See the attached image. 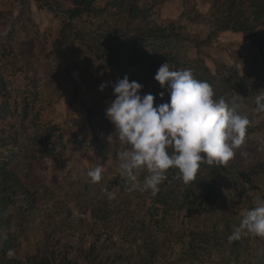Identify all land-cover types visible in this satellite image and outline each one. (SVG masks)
Masks as SVG:
<instances>
[{
    "label": "rangeland",
    "instance_id": "374dc122",
    "mask_svg": "<svg viewBox=\"0 0 264 264\" xmlns=\"http://www.w3.org/2000/svg\"><path fill=\"white\" fill-rule=\"evenodd\" d=\"M129 1L147 5L159 23L177 19L183 39L172 40L164 52L181 62L180 70L191 69L207 81L217 100L248 116L251 129L233 160L260 169L253 179L257 188L240 183L233 172L219 178L212 195L204 191L207 199L196 197L190 204L174 184L159 190L171 198L166 205L150 190L129 191L117 156L127 146L105 115L112 87H99L126 72L98 59L75 36L56 57L52 44L62 26L59 14L34 0L23 12L18 2L0 0V35L17 29L0 41V169L17 187L15 193L0 188L8 221V228L0 224L7 234L0 264H96L105 256L112 264H142L141 254L151 264H264V237L228 240L256 198H264V112L256 111V97L264 95V58L240 31L206 38L208 25L200 19L209 15L211 0ZM68 6L62 1V8ZM8 9L12 26L4 21ZM195 12L197 21L185 19ZM93 20L103 27L126 22L115 13ZM143 81L148 90L159 86L153 76ZM85 105L96 108L95 133L106 139L113 133L106 151L90 142ZM97 165L103 167L102 179L93 184L87 172ZM140 173L142 186L147 172ZM104 189L116 198L109 200Z\"/></svg>",
    "mask_w": 264,
    "mask_h": 264
},
{
    "label": "clouds",
    "instance_id": "9594fccd",
    "mask_svg": "<svg viewBox=\"0 0 264 264\" xmlns=\"http://www.w3.org/2000/svg\"><path fill=\"white\" fill-rule=\"evenodd\" d=\"M153 78L161 89L156 94L143 92L144 86L127 74L99 87L101 91L109 84L112 87L105 115L118 141L127 146L117 153L120 177L131 185L130 190H150L155 196L170 169L178 170L177 179L188 184L196 178L201 164L230 161L244 142L250 120L232 110L223 98L214 99L212 86L195 78L191 69H172L165 62ZM256 105L257 112H264V95H257ZM112 134L107 137L110 142ZM141 170L147 175L139 186ZM102 173L103 167L97 165L87 176L95 184L101 181ZM104 192L109 200L116 198L115 192ZM242 234L264 237V198L257 197L243 214L229 242Z\"/></svg>",
    "mask_w": 264,
    "mask_h": 264
},
{
    "label": "trees",
    "instance_id": "16d2710c",
    "mask_svg": "<svg viewBox=\"0 0 264 264\" xmlns=\"http://www.w3.org/2000/svg\"><path fill=\"white\" fill-rule=\"evenodd\" d=\"M39 7H46L53 12L58 13L62 19V26L58 30L59 36L53 42V51L56 57L60 58L64 43L69 37L75 36L83 46L98 59L108 65L119 66L129 76L130 80H136L141 83L143 92L156 94L161 91L160 86L154 90H148L144 84L145 79L154 76L158 67L165 62L169 63L170 68L180 70L181 62L175 58L171 52H164V49L172 40L182 38L181 25L177 19L171 20L166 24L159 23L150 18L149 7L147 5L136 4L129 0H34ZM62 1H66L69 6L62 8ZM135 1V0H134ZM18 2L23 12L24 7L29 5V0H13ZM102 2V3H101ZM23 8V9H22ZM119 15L126 20L125 24H113L110 27H103L100 23L92 21L97 19L100 14ZM11 12L4 14V21L8 25L11 20ZM26 15V14H24ZM89 18L87 21L85 18ZM199 14L187 15L186 20L197 21ZM200 21L207 23L208 32L206 38L215 37L220 31L230 29L232 31H240L246 37L250 38L256 45L261 57L264 58V0H211V11L208 16H204ZM88 24L84 27L82 24ZM95 26V28H92ZM17 32L16 28H11L6 35H0L1 39H6ZM46 52V51H45ZM1 77V76H0ZM0 81L1 78H0ZM217 97L214 95V99ZM168 97L165 95L164 100ZM161 102L159 98L157 103ZM86 119L91 129L90 142L103 151L108 150L109 141L106 137L99 136L95 133V122L93 115L95 114L93 105H85ZM96 109V108H95ZM251 126L247 127V130ZM4 140L0 138V144ZM242 158L233 160V158L224 165L201 164L196 178L188 184L177 179L178 170L170 169L167 173V180L160 185H172L181 191L180 198L185 203H192L196 197L207 199L203 193L206 191L212 195L218 187V182L224 177H229L231 173L238 176L239 182L246 184L249 188L256 189L253 179L258 175L260 169H247ZM256 166L261 165L260 161H256ZM140 173V172H139ZM141 175L138 174V177ZM220 178V180H219ZM11 177L0 169V188L3 186L15 193L17 187L11 183ZM127 182V181H126ZM127 184L128 190L131 187ZM3 188V189H4ZM4 189V190H6ZM0 192V224H4L8 228V221L4 217L5 202ZM159 202L166 205L171 198L166 194L158 192ZM100 239L97 236L96 240ZM7 247V234L0 232V247ZM96 246L90 248L93 251ZM116 255V254H115ZM91 252L88 253V257ZM55 259V258H54ZM109 256H105L103 262L96 264H112L109 262ZM139 262L142 264H151L146 260V255L141 254ZM41 264V263H36Z\"/></svg>",
    "mask_w": 264,
    "mask_h": 264
}]
</instances>
